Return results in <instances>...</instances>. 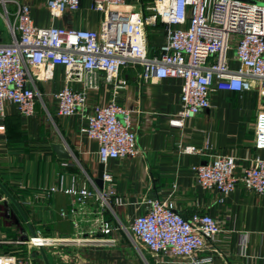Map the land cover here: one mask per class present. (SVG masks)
<instances>
[{
    "label": "crops",
    "instance_id": "obj_1",
    "mask_svg": "<svg viewBox=\"0 0 264 264\" xmlns=\"http://www.w3.org/2000/svg\"><path fill=\"white\" fill-rule=\"evenodd\" d=\"M17 1L30 6L33 23L38 28L101 32L104 24V15L92 8L93 0H81L77 12H67L58 18L51 15L48 0ZM130 4L128 9H136L134 0ZM8 9L11 14L15 12L14 5ZM3 14L0 11V43H8L10 34ZM10 21L13 23L12 17ZM147 33L150 47L158 48L164 42V28L160 23L147 27ZM231 40L229 66L236 70L239 68L235 59L238 37L233 36ZM140 70L139 66L122 68L119 78L128 85L117 91L106 83L102 73L94 74L93 84L89 86L83 82L68 83L61 66L54 68L52 80L43 79L42 69H31L30 86L37 93L34 116L26 118L16 106L10 105L5 118L0 120V196L10 199V194L27 220L10 199L0 206V223L9 229L13 220L15 231L26 235L25 238L28 233L40 232L55 238L85 237L93 242L104 238L114 242L112 246L90 244L70 249V253L58 252L60 255L54 257L58 256L60 264H187L180 259L153 255L133 240L130 231L135 218L148 210L150 201L166 200L188 220L194 215H207L221 223L222 234L208 240L198 257H211L210 264H264V194L237 185L221 203L217 191L198 186L192 169L218 156H232L238 165L235 175L240 177L255 158L264 160V139L259 140L256 121L264 114V100L256 90L242 94L214 91L209 109L186 120L183 128H175L170 120L181 109L183 81L141 82ZM65 87L86 92V113L106 106L112 99L132 112L140 154L124 160L112 159L104 165V172L113 177V182L101 189L112 192L110 204L102 212V218L114 228L107 236L100 231L96 214L100 211L95 203L92 205L96 212L90 218L83 217L75 226L73 216L61 215L63 210L70 212L71 197L64 192L48 194L62 178L67 188L72 185L77 189L86 186L93 190L94 185L99 188L96 183L102 164L99 144L81 132L84 113L70 117L58 115L55 95ZM186 146L201 149L203 155L182 154L181 148ZM59 147L62 149L58 150ZM4 240L23 239L7 238L0 230V241ZM12 246L0 245V252L13 253ZM43 263L42 253V259L36 264Z\"/></svg>",
    "mask_w": 264,
    "mask_h": 264
},
{
    "label": "built area",
    "instance_id": "obj_2",
    "mask_svg": "<svg viewBox=\"0 0 264 264\" xmlns=\"http://www.w3.org/2000/svg\"><path fill=\"white\" fill-rule=\"evenodd\" d=\"M132 1L93 0L92 8L104 15L102 30L96 32L77 28H38L33 23L28 4L0 0L10 34L8 43H0V120L5 118L10 105L16 106L26 118L34 116L37 93L34 86H30L33 83L31 69H42L43 79L52 80L53 70L59 66L65 69L68 83L83 82L91 86L93 75L102 73L106 83L117 91L128 85L126 80L119 78L122 68L127 66L141 68V82L181 79V109L170 120V125L175 128H183L186 120L209 109L214 91L242 94L256 90L264 100V0H257L262 4L249 2L253 0H154L153 4L147 5L142 0H134L136 9H128ZM9 5L15 6L13 14ZM47 6L51 15L58 18L67 12H77L81 0H48ZM159 23L164 28V42L158 48L150 47L147 27ZM233 36L238 37L235 59L239 68L236 70L230 68L228 57ZM55 98L58 115L70 117L84 113L81 132L98 142L102 164L140 154L132 112L115 99L86 113L84 91L65 87ZM256 121L259 140L264 139V114ZM181 153L203 155L202 150L194 146L181 148ZM237 167L235 157L218 156L192 169L198 186L217 191L221 203L237 185L264 194V160L255 158L240 177L235 175ZM103 182L111 184L112 175L104 172ZM58 192L71 197L70 212L63 210L61 215L65 218L73 216L75 226L83 217L90 218L97 205L101 233L107 236L114 230L112 224L102 218L112 192L96 185L93 190L86 186L67 188L63 178L58 186L48 190V194ZM9 201L6 195L0 196V206ZM130 231L133 240L153 255L180 259L187 264H210L211 257H198V254L208 240H214L223 232L218 220L207 215H194L188 220L168 201L159 199L149 202L148 210L135 218ZM70 243L112 246L114 242L104 238L93 242L85 237L77 241L45 237L40 232H34L22 241H0V245L25 246L28 254ZM0 264L36 263L29 256L23 258L1 251Z\"/></svg>",
    "mask_w": 264,
    "mask_h": 264
},
{
    "label": "rangeland",
    "instance_id": "obj_3",
    "mask_svg": "<svg viewBox=\"0 0 264 264\" xmlns=\"http://www.w3.org/2000/svg\"><path fill=\"white\" fill-rule=\"evenodd\" d=\"M240 1H243V0H240ZM153 2H154V0H142V3L144 5L153 4ZM249 2L250 3L262 4L261 1H257V0H253V1H249ZM11 6L12 5H9L10 9H11ZM0 11L4 12L2 6H0ZM119 119H121V118L119 117ZM0 225H1L0 230H2L3 232L6 233L7 238H12V239L15 240V239H24L25 238L24 236H26V235L21 234L20 231H15V228H14L15 227V222L13 220H11V223L9 224V226H11V228H9V229L6 226H4L3 224H1V223H0ZM28 231H29V228H28ZM28 234L31 235L30 233H28ZM45 237H49V236H45ZM75 240L77 241V238H75ZM86 246H88V245L76 244V243L64 244V246H58V247H55V248H53V247L46 248L45 254H46L47 258L49 259L50 264H60V263H58L59 259H56V258H58V256L54 257V256H56V254H59V253L63 254V252L70 253L69 252L70 249L79 248V247L82 248V247H86ZM10 248L13 249L12 252L16 253V255H18V257L22 256L23 258H27L29 256L30 258L35 260V263H37L38 260L42 259V253H41V255H39V254H28L26 252L27 249H26L25 246H12ZM66 259H68V258L66 257L64 262H66ZM43 264H45V263H43Z\"/></svg>",
    "mask_w": 264,
    "mask_h": 264
},
{
    "label": "water",
    "instance_id": "obj_4",
    "mask_svg": "<svg viewBox=\"0 0 264 264\" xmlns=\"http://www.w3.org/2000/svg\"><path fill=\"white\" fill-rule=\"evenodd\" d=\"M61 147V146H60ZM57 148L58 150H60V149H62V148ZM104 168H105V166H104V164H101L100 165V168H99V174H98V177H97V179H96V183H97V185H98V187L100 188V189H103V186H104V182H103V175H104ZM8 194V193H7ZM9 195V197H10V199L13 201V203L16 205V207L18 208V210H19V212H21V214L23 215V217H24V219L25 220H27V218L24 216V213H23V211H22V208H21V206L12 198V196L10 195V194H8ZM43 253V258H44V260H45V263L46 264H49V261H48V258H47V256H46V254H45V252H42Z\"/></svg>",
    "mask_w": 264,
    "mask_h": 264
},
{
    "label": "bare ground",
    "instance_id": "obj_5",
    "mask_svg": "<svg viewBox=\"0 0 264 264\" xmlns=\"http://www.w3.org/2000/svg\"><path fill=\"white\" fill-rule=\"evenodd\" d=\"M38 75H39V77H40V75H42V72H40Z\"/></svg>",
    "mask_w": 264,
    "mask_h": 264
},
{
    "label": "trees",
    "instance_id": "obj_6",
    "mask_svg": "<svg viewBox=\"0 0 264 264\" xmlns=\"http://www.w3.org/2000/svg\"><path fill=\"white\" fill-rule=\"evenodd\" d=\"M161 25V24H160Z\"/></svg>",
    "mask_w": 264,
    "mask_h": 264
}]
</instances>
